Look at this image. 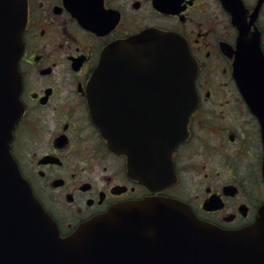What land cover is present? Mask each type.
<instances>
[{
    "label": "flooded vegetation",
    "instance_id": "flooded-vegetation-1",
    "mask_svg": "<svg viewBox=\"0 0 264 264\" xmlns=\"http://www.w3.org/2000/svg\"><path fill=\"white\" fill-rule=\"evenodd\" d=\"M244 2L251 11L257 0ZM26 6L18 61L24 112L11 151L63 236L119 203L148 196L180 199L223 229L256 220L264 204L263 125L237 84L235 54L226 52L236 48L238 30L223 0H26ZM263 11L264 4L256 24L264 47ZM148 28L182 36L198 66L199 103L173 149L175 180L167 186L148 180L159 177L166 129L180 119L161 113L164 84L142 69L147 65L132 63L127 71L125 130L148 180L131 168L127 153L112 149L89 103L103 50Z\"/></svg>",
    "mask_w": 264,
    "mask_h": 264
},
{
    "label": "water",
    "instance_id": "water-1",
    "mask_svg": "<svg viewBox=\"0 0 264 264\" xmlns=\"http://www.w3.org/2000/svg\"><path fill=\"white\" fill-rule=\"evenodd\" d=\"M263 4L257 0L250 11L244 0H223L238 30L236 48L226 52L235 54L234 76L262 121L264 140V48L256 24ZM26 22V0H0V264H264V204L251 224L223 229L199 218L180 199L148 196L119 203L61 235L11 152L13 130L23 114L18 60ZM132 63L146 64L142 69L164 84L161 113L180 119L173 130L166 129L162 170L151 181L126 137L125 84ZM197 72L182 36L148 28L109 44L92 74L89 103L103 135L112 149L129 155L131 168L151 186L175 180L171 155L199 103Z\"/></svg>",
    "mask_w": 264,
    "mask_h": 264
},
{
    "label": "rangeland",
    "instance_id": "rangeland-1",
    "mask_svg": "<svg viewBox=\"0 0 264 264\" xmlns=\"http://www.w3.org/2000/svg\"><path fill=\"white\" fill-rule=\"evenodd\" d=\"M252 1H253V0H249L250 3H252ZM263 17H264V11H263ZM263 23H264V21H263Z\"/></svg>",
    "mask_w": 264,
    "mask_h": 264
}]
</instances>
